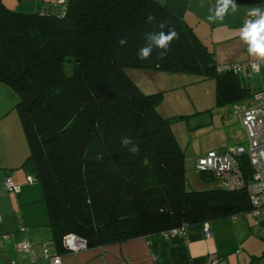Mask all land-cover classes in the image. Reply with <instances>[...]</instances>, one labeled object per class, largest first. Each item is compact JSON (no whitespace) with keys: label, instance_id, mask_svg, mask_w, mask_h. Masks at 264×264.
<instances>
[{"label":"trees","instance_id":"trees-1","mask_svg":"<svg viewBox=\"0 0 264 264\" xmlns=\"http://www.w3.org/2000/svg\"><path fill=\"white\" fill-rule=\"evenodd\" d=\"M188 4L66 0L22 12L0 0V82L17 95L30 149L22 167L43 186L60 250L70 233L103 246L251 214L246 189L187 188L173 124L190 115L163 116L164 92L146 94L125 72L215 79L219 105L250 100L256 90L220 72L186 23ZM242 170L250 181L247 157Z\"/></svg>","mask_w":264,"mask_h":264},{"label":"crops","instance_id":"crops-1","mask_svg":"<svg viewBox=\"0 0 264 264\" xmlns=\"http://www.w3.org/2000/svg\"><path fill=\"white\" fill-rule=\"evenodd\" d=\"M2 1L10 8H13L10 4H24L25 12H31L29 8L33 7L34 12H38L50 5L57 10L54 4H61L62 0ZM249 17L253 18L250 25L247 23ZM184 19L212 51L217 66L246 64L264 57V0H189ZM155 73L164 75L158 86L165 85L167 78L177 77L159 71ZM237 75L244 84L247 79L259 75L258 81L252 80L255 83L253 89L264 88V65L252 76L243 72ZM160 90L154 88L150 92ZM16 103L15 92L0 82V264H52L44 257L46 250L52 255H60L64 264H210L214 254L222 256L215 226H211L213 237L207 238L203 225L190 226L185 235L169 238L155 234L122 243L87 247L79 252L60 250L50 226L43 186L36 178L35 182H28L27 177L34 175L22 167L30 149L20 117L14 110ZM160 107L165 114L162 115L168 116L165 98ZM7 176L22 185L20 192L5 189ZM23 241L31 243L33 252L18 247ZM221 264H224L223 259Z\"/></svg>","mask_w":264,"mask_h":264},{"label":"rangeland","instance_id":"rangeland-1","mask_svg":"<svg viewBox=\"0 0 264 264\" xmlns=\"http://www.w3.org/2000/svg\"><path fill=\"white\" fill-rule=\"evenodd\" d=\"M10 5L12 9L25 12L24 4ZM29 9L35 11V7ZM125 72L146 94H152L150 90L154 88H161L160 92H164L169 106L168 116L165 117L190 115L189 120L183 119L173 124L174 132L185 151L187 188L200 191L219 187V180H206L196 169V159L228 144L248 145L239 119L233 113V106L251 103L252 97L248 102L219 105L215 79L203 80L197 75L172 73L177 77L167 78L165 85L158 86L157 83L163 81L164 75H158L153 70L126 68ZM67 73H71V68ZM259 77L254 75L247 79L246 85L253 89L255 83L252 80L258 81ZM159 109L165 115L161 107ZM211 226H215L214 233L222 256L214 255L220 256L224 264H264V212L261 217L248 213L236 218L218 219L211 222Z\"/></svg>","mask_w":264,"mask_h":264},{"label":"built area","instance_id":"built-area-1","mask_svg":"<svg viewBox=\"0 0 264 264\" xmlns=\"http://www.w3.org/2000/svg\"><path fill=\"white\" fill-rule=\"evenodd\" d=\"M66 0H62L64 4ZM65 7L63 6L62 12ZM61 12V13H62ZM251 17L247 23L252 22ZM264 65L262 59L251 61L246 64H227L218 66L220 72L232 71L235 74L241 72L252 76L259 72ZM234 115L246 132L248 145L242 143L232 144L220 150H210L196 159V169L215 176L221 185L227 189L240 190L246 189L252 203L251 214L261 217L264 212V89L256 91L252 96L251 103H241L233 106ZM247 157L253 168L252 178L247 181L242 170V159ZM27 181L35 182L34 176H28ZM5 189L12 193H18L22 185L16 183L12 177L7 176L4 181ZM204 234L207 238L213 237L210 223H205ZM186 227L181 226L162 233L163 236L183 235ZM63 245L68 251L79 252L88 247V241L84 237L70 233L63 238ZM18 247L27 252H33L29 241L21 242ZM44 257L52 264H64L60 255H52L47 250ZM222 259L218 255L211 258L210 264H221Z\"/></svg>","mask_w":264,"mask_h":264}]
</instances>
